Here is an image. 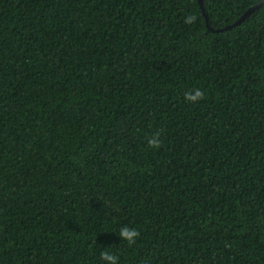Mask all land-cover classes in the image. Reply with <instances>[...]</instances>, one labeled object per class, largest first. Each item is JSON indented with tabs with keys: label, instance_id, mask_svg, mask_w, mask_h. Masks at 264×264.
Listing matches in <instances>:
<instances>
[{
	"label": "trees",
	"instance_id": "trees-1",
	"mask_svg": "<svg viewBox=\"0 0 264 264\" xmlns=\"http://www.w3.org/2000/svg\"><path fill=\"white\" fill-rule=\"evenodd\" d=\"M201 1L0 0V264H264V3Z\"/></svg>",
	"mask_w": 264,
	"mask_h": 264
},
{
	"label": "clouds",
	"instance_id": "clouds-1",
	"mask_svg": "<svg viewBox=\"0 0 264 264\" xmlns=\"http://www.w3.org/2000/svg\"><path fill=\"white\" fill-rule=\"evenodd\" d=\"M186 22H190V20H186ZM204 98V93L199 88H193L191 91L184 93V99L190 102H198ZM146 143L149 148L157 149L161 146L162 140L159 132H153L151 136L147 137ZM140 233L136 227L124 226L120 229L118 236L121 240L125 241L128 245H132L135 243ZM100 258L102 261L106 262V264H118V257L115 254H112L109 251H102L100 254Z\"/></svg>",
	"mask_w": 264,
	"mask_h": 264
},
{
	"label": "water",
	"instance_id": "water-1",
	"mask_svg": "<svg viewBox=\"0 0 264 264\" xmlns=\"http://www.w3.org/2000/svg\"><path fill=\"white\" fill-rule=\"evenodd\" d=\"M198 3H199V5H200V7H201V9H202V12H203V15H204V17H205V20H206V23H207V18H206V15H205V13H204V9L202 8V1L201 0H198ZM262 3H264V0H262L260 3H258L256 6H253L252 8H250V9H248L234 24H237V23H239L242 19H244V17L249 13V12H251L255 7H257L258 5H261ZM207 26H208V24H207ZM208 28L211 30V31H220V30H218V29H213V28H211V27H209L208 26ZM228 28H229V26H228Z\"/></svg>",
	"mask_w": 264,
	"mask_h": 264
}]
</instances>
